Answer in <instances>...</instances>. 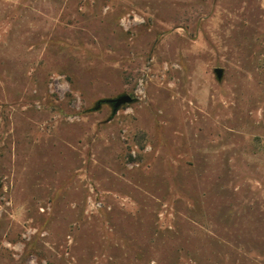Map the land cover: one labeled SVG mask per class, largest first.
Segmentation results:
<instances>
[{"label":"rangeland","instance_id":"rangeland-1","mask_svg":"<svg viewBox=\"0 0 264 264\" xmlns=\"http://www.w3.org/2000/svg\"><path fill=\"white\" fill-rule=\"evenodd\" d=\"M0 264H264V0H0Z\"/></svg>","mask_w":264,"mask_h":264},{"label":"water","instance_id":"water-1","mask_svg":"<svg viewBox=\"0 0 264 264\" xmlns=\"http://www.w3.org/2000/svg\"><path fill=\"white\" fill-rule=\"evenodd\" d=\"M214 74L218 80L221 79L223 75V70L221 68L214 69ZM133 102V98H131L127 94H121L115 98L107 99L104 103L109 104L112 107V112L115 114L121 107L129 105Z\"/></svg>","mask_w":264,"mask_h":264}]
</instances>
